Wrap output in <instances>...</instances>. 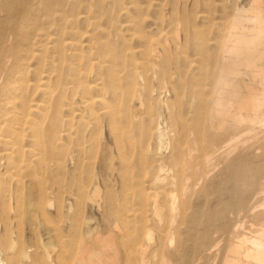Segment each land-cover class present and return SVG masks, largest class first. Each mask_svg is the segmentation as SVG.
Here are the masks:
<instances>
[{"label": "bare ground", "instance_id": "6f19581e", "mask_svg": "<svg viewBox=\"0 0 264 264\" xmlns=\"http://www.w3.org/2000/svg\"><path fill=\"white\" fill-rule=\"evenodd\" d=\"M103 4L104 0L94 5L86 0H0V264H264V1L221 0L218 76L207 92H191L189 128L175 117L179 130L187 131L183 145L168 137V122L156 124L162 117L158 101L141 99L142 88L133 84L128 101L132 109L144 108L150 125L156 124L147 133L157 147L138 155L137 191L121 187L118 195L105 199L100 197L103 182L89 172L91 159L84 162V154L96 145L104 164L106 152L96 139L72 150H57L59 136L45 144L51 126L49 102L57 89L45 86L37 63L44 60V42L60 63L66 51L76 56L82 39L77 22H88L77 12L89 13L94 7L102 12ZM135 13L130 25L142 43L143 58L134 64L141 71L135 70L133 77L148 81L159 63L170 65L175 59L169 55V37L145 35L138 28L140 8ZM55 21L61 27L57 33L68 26L72 39L65 42L62 33L49 36L46 30ZM92 24L99 29L96 20ZM97 41L89 49L102 45L101 61L87 60L85 71L67 66L74 72L72 93L89 95L93 86L87 78L96 75L101 80V71L116 79V57L106 41ZM37 43L41 48L36 52ZM34 62L36 67H31ZM58 69L53 65L48 77L56 78ZM245 76L247 83L239 80ZM171 82L169 74L161 89L169 91L170 111H176L182 96L169 87ZM37 94L42 99L33 106ZM96 100L81 97L78 126L94 128L89 125L97 121L92 108ZM85 114L94 124L84 120ZM71 129L70 122L64 133L69 139ZM107 132L125 166L120 147L122 141L129 142L126 132L113 123ZM240 134L243 142L237 140ZM169 144L170 151L164 153ZM60 156L75 168V193L67 196L59 185L48 186L54 170L65 178L69 175ZM83 168L85 182L80 180ZM129 201L136 206H128ZM24 221L26 236L21 232Z\"/></svg>", "mask_w": 264, "mask_h": 264}, {"label": "rangeland", "instance_id": "374dc122", "mask_svg": "<svg viewBox=\"0 0 264 264\" xmlns=\"http://www.w3.org/2000/svg\"><path fill=\"white\" fill-rule=\"evenodd\" d=\"M229 1L226 0V2ZM96 2L97 0H86V3L92 5ZM220 3L221 0H104L102 12H96L95 7L89 13L85 9H80L77 12L80 17H87L88 22H85L83 18H80L77 22V29L82 34V39L76 56H72V51H66L64 59L60 63L48 42L43 43V48L39 46L40 43H37L36 52L41 48L44 57L43 61H37V63H40L38 65L39 70L43 72L41 77L45 80L46 87L50 90L57 89L53 99L49 102L51 126L47 127L49 133L45 144L48 145L52 142V139L59 136L56 143L57 150L60 151L64 148L72 150L77 146L80 147L91 138L96 139L100 148L106 152L104 164L101 163V150L96 145L92 151L88 150L84 154V162L86 163L88 158L91 159L89 172L103 182L100 193L101 198L105 199L109 196L118 195L121 187L126 188L129 193L137 191L140 181L138 155L141 156L146 149L155 151L156 148L154 147H157V141L147 133L151 128L154 131V125L159 123L162 126V122L164 124L168 122L166 125L163 124L166 133L169 132V134L167 133L168 137L174 139L176 143L181 142L182 145L187 139V131L179 130L180 124L176 119L178 117L179 122L185 123L187 128L191 126L193 122L192 109L194 107V102L191 101V92L197 88L205 89V92H207L212 88L218 76L220 42L222 41L220 21L223 18ZM138 8H140V16L137 20H142L138 28H141L148 36L155 38L158 36L169 37V55L176 60L170 65L159 63L155 77L148 81L139 76L133 77L135 70L137 73L141 71L139 67L136 69L134 64L142 62L143 58L140 55L142 43L133 36L130 25V20L136 17L135 12ZM65 15L69 16L71 12L67 9ZM94 20L98 23L99 29L93 26L92 22ZM57 26L59 29L61 28L59 23L55 21V25L46 30L49 36L56 37V35L62 33V39L65 42L72 39L68 26L64 27L63 32L58 33ZM98 39L106 41L116 57L114 63L116 79L113 81L106 74L107 72L101 71V80H98L96 75H90L87 78L89 86H93L89 95H84L81 91L72 93L71 82L74 78V72L68 71L67 66L85 71L87 60L97 58V61H99L104 51L103 46L89 49L94 43L99 42ZM53 65L56 68L59 67V69L56 78L51 79L48 77V73L52 70ZM31 67H36V62L32 63ZM239 72L242 74L244 70L239 68ZM169 74L172 77L169 87L182 96L176 111H170L171 94L169 91L163 93V89H161ZM239 80H244L247 83L249 79L245 76L240 77ZM93 81L94 83H92ZM133 84L142 88L140 92L141 99L148 100L150 103L158 101L162 117L158 119L156 124L150 125L145 117L144 108H141L142 110L132 109L133 105L128 101V95ZM96 86H100V92ZM151 90L154 91L151 92ZM81 97L91 98L93 101L94 98L95 100L100 99L103 103L96 102V100L94 106H92L97 121H95V125L89 126L94 128L86 129L84 125H77L78 103ZM41 99L42 97L39 94L33 96L32 105H36ZM84 117L87 123L94 124L91 117L86 114ZM154 117L155 114L152 113L151 119H154ZM262 117L264 118V106ZM131 120L135 123H132ZM70 122L72 127L71 139L64 136ZM111 123L125 131L129 140L128 143L122 141L120 147V152L126 160L125 166L118 161L112 140L107 132ZM167 125L169 126L167 127ZM152 130L151 132H153ZM239 136L237 138L238 142H243V136L241 134ZM94 143H96L95 140ZM129 143L134 146V152L130 149ZM30 144V142H27V145ZM169 146L170 144L167 148L168 151L166 149L164 153L170 151ZM26 158L29 159L28 155ZM59 163L66 166L69 175L65 178L59 174L57 169L54 170L51 172L53 179L48 181V186L59 185L63 190V196L74 194L76 184L74 179L75 168L69 167L66 159L61 156L59 157ZM85 172L86 168H83L80 175L82 182H85ZM133 199L136 198L133 197ZM68 205L67 202L63 203L64 208H67ZM128 206L134 208L136 202L129 201ZM49 217L53 221L56 220L53 214ZM62 220H65L64 215H62ZM25 222L22 223L21 228L23 236H26L27 233ZM37 233L44 240L45 234L41 230ZM220 247L221 245L218 248Z\"/></svg>", "mask_w": 264, "mask_h": 264}]
</instances>
